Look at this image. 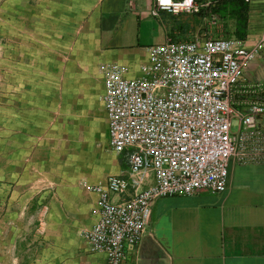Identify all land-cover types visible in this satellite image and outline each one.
Instances as JSON below:
<instances>
[{
  "label": "crops",
  "instance_id": "crops-1",
  "mask_svg": "<svg viewBox=\"0 0 264 264\" xmlns=\"http://www.w3.org/2000/svg\"><path fill=\"white\" fill-rule=\"evenodd\" d=\"M9 2L11 27L16 21L33 31L26 42L42 49L43 63L25 85L35 132H10L11 147L0 156V238H10L0 244V264H106L82 233L97 218L98 193L87 185L104 186L111 174L128 177L129 169L110 145L103 67L116 64L126 77H138L149 47L167 39L224 35L247 49L260 45L234 90V108L243 113L240 90L264 83V0H244L242 38L235 36L236 20L219 12L154 14V0ZM64 118L71 121L66 132L55 127ZM82 125L99 126L105 152L89 145ZM49 143L52 153L62 146L56 159L46 155ZM227 169L222 192L153 200L141 241L126 250L122 264H264V164L229 159ZM43 207L38 235L35 220Z\"/></svg>",
  "mask_w": 264,
  "mask_h": 264
},
{
  "label": "built area",
  "instance_id": "built-area-1",
  "mask_svg": "<svg viewBox=\"0 0 264 264\" xmlns=\"http://www.w3.org/2000/svg\"><path fill=\"white\" fill-rule=\"evenodd\" d=\"M209 4L154 0L153 13L196 14ZM260 49L224 35L167 39L149 47L138 77L116 64L104 67L110 145L129 169L128 177L111 174L104 186L87 185L98 193L97 218L82 233L106 264H122L140 243L156 198L224 191L229 159L264 164V83L240 90L243 113L233 105L243 69Z\"/></svg>",
  "mask_w": 264,
  "mask_h": 264
},
{
  "label": "rangeland",
  "instance_id": "rangeland-1",
  "mask_svg": "<svg viewBox=\"0 0 264 264\" xmlns=\"http://www.w3.org/2000/svg\"><path fill=\"white\" fill-rule=\"evenodd\" d=\"M0 156L6 155L4 150H8L10 146V132L11 133H25L27 131L35 132L36 125H33V116L30 109L25 107V85L26 79L29 77L30 72L41 70L42 60L39 58L43 52L36 44H27L28 33L33 35L32 30H27L17 26L16 21L11 27V11L9 0H0ZM14 16L16 14H13ZM22 20H25V14ZM13 16V17H14ZM16 19V17H14ZM19 19H21L19 17ZM18 19V20H19ZM18 27V28H16ZM29 55H27V53ZM27 57V58H26ZM31 58V59H30ZM34 60L32 61V59ZM36 58V59H35ZM53 62H46V64H52ZM104 69V67H103ZM102 69V71H103ZM31 76V75H30ZM29 82V79H28ZM14 100V103L11 101ZM17 100V103L16 101ZM12 107V108H11ZM18 107V108H17ZM30 118V122H26V118ZM71 121L67 118L60 120V124L55 125L59 131L62 129L65 132L68 129ZM85 123V121L83 122ZM84 128V135L89 145L96 151L101 153L104 151L103 136L98 132L99 126L97 125H82ZM34 127V130L32 128ZM236 129V120L233 119L232 130ZM62 133V132H61ZM51 142V141H50ZM46 145V155L56 156L57 152L61 150V144L58 151L50 150L52 147ZM54 146V145H53ZM57 146H54L56 150ZM65 148H68L65 145ZM61 154V153H59ZM4 169V165H2ZM4 171V170H3ZM4 175V173H3ZM0 175V177H3ZM2 179H0L1 181ZM46 208H40L36 215L35 220V232L38 235H42L45 227ZM8 231V230H7ZM10 238H0V244H8Z\"/></svg>",
  "mask_w": 264,
  "mask_h": 264
},
{
  "label": "trees",
  "instance_id": "trees-1",
  "mask_svg": "<svg viewBox=\"0 0 264 264\" xmlns=\"http://www.w3.org/2000/svg\"><path fill=\"white\" fill-rule=\"evenodd\" d=\"M246 8L244 0H216L214 5L211 6L209 4L196 14L202 15L203 13L219 12L224 17L235 19L237 23L234 30L235 36L242 38L245 35V27L242 26L241 22L245 19Z\"/></svg>",
  "mask_w": 264,
  "mask_h": 264
}]
</instances>
